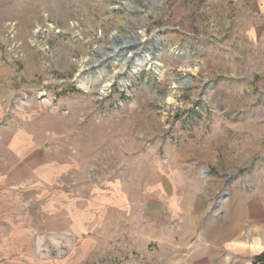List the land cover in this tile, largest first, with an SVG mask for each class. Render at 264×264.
Returning <instances> with one entry per match:
<instances>
[{"label": "rangeland", "instance_id": "1", "mask_svg": "<svg viewBox=\"0 0 264 264\" xmlns=\"http://www.w3.org/2000/svg\"><path fill=\"white\" fill-rule=\"evenodd\" d=\"M232 231L264 242V0H0V264H229Z\"/></svg>", "mask_w": 264, "mask_h": 264}, {"label": "crops", "instance_id": "2", "mask_svg": "<svg viewBox=\"0 0 264 264\" xmlns=\"http://www.w3.org/2000/svg\"><path fill=\"white\" fill-rule=\"evenodd\" d=\"M227 236L230 240L225 249L230 259L229 264H264V262L254 261L255 258L264 254V242L261 237L257 236L252 240L250 236L245 235L240 239H234V231L228 233ZM217 250L218 247L216 246L207 247V252L210 251L211 254L216 253ZM223 251L219 248L220 253ZM205 260L207 261L208 258Z\"/></svg>", "mask_w": 264, "mask_h": 264}, {"label": "bare ground", "instance_id": "3", "mask_svg": "<svg viewBox=\"0 0 264 264\" xmlns=\"http://www.w3.org/2000/svg\"><path fill=\"white\" fill-rule=\"evenodd\" d=\"M121 61V60H120ZM128 62V58L127 59H124V63H127Z\"/></svg>", "mask_w": 264, "mask_h": 264}]
</instances>
